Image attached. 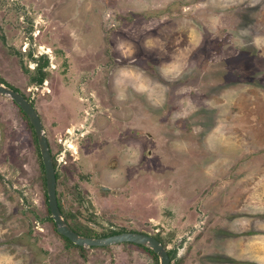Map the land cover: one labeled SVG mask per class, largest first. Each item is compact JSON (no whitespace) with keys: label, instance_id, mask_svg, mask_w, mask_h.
I'll list each match as a JSON object with an SVG mask.
<instances>
[{"label":"rangeland","instance_id":"obj_1","mask_svg":"<svg viewBox=\"0 0 264 264\" xmlns=\"http://www.w3.org/2000/svg\"><path fill=\"white\" fill-rule=\"evenodd\" d=\"M0 77L39 113L66 221L158 235L169 264H264V0H0ZM158 262L56 230L0 93V264Z\"/></svg>","mask_w":264,"mask_h":264},{"label":"water","instance_id":"obj_2","mask_svg":"<svg viewBox=\"0 0 264 264\" xmlns=\"http://www.w3.org/2000/svg\"><path fill=\"white\" fill-rule=\"evenodd\" d=\"M0 93L9 95L15 101V103L26 114L33 127L44 166L48 206L51 217L55 223L56 230L78 245L103 246L124 241L146 245L159 256L158 264H169L170 257L167 248L157 237L151 233L137 230H125L102 236H90L75 231L69 225V223L63 218L58 205L56 194L55 165L53 163L51 150L46 133L44 131L43 123L36 107L23 93L5 85L1 80Z\"/></svg>","mask_w":264,"mask_h":264},{"label":"trees","instance_id":"obj_3","mask_svg":"<svg viewBox=\"0 0 264 264\" xmlns=\"http://www.w3.org/2000/svg\"><path fill=\"white\" fill-rule=\"evenodd\" d=\"M37 65H38V66H36L37 73H35V74L31 73V74H30V79H31V81H37V82L39 81V82H41V81L43 80L44 76H43V73L40 71V69H41L40 64H37ZM0 80H1L2 82H5V80H3L1 77H0ZM5 84H7L8 86L12 87L13 89L19 91V89H18L17 87L12 86V85L9 84V83L5 82ZM31 102H32V101H31ZM20 109H21V108H20ZM21 111H22V110H21ZM22 112H23V111H22ZM23 113H24V112H23ZM24 114H25V113H24ZM25 115H26V114H25ZM30 124H31V123H30ZM31 126H32V125H31ZM34 134H35V133H34ZM42 164H43V163H42ZM57 200H58V199H57ZM58 205H59V208H60L62 214L64 215L59 200H58ZM64 217H65V219L67 220V218H66L65 215H64ZM67 222H68V221H67ZM68 223H69V225H70L75 231H77V232H79V233H81V234L90 235V236L107 235V234H113V233L120 232V231H125V229L122 228V229H110L109 231H106V232L97 233V232H95V231H94L90 226H88V225H84V224L81 225V224H80V225H78V226H75V225L71 224L70 222H68ZM61 235H62V234H61ZM153 235H154V234H153ZM62 236H63L68 242L75 244L74 242H72V241H71L69 238H67L66 236H64V235H62ZM154 236L157 237L160 241H162L161 238H160L158 235H154ZM136 244H137V243H136ZM75 245H78V244H75ZM138 245H140V246H142V247L148 249L150 252L154 253V255L157 257L156 253H155L151 248H149L148 246H146V245H142V244H138ZM167 251H168V253H169V250H167ZM253 264H254V263H253Z\"/></svg>","mask_w":264,"mask_h":264},{"label":"clouds","instance_id":"obj_4","mask_svg":"<svg viewBox=\"0 0 264 264\" xmlns=\"http://www.w3.org/2000/svg\"><path fill=\"white\" fill-rule=\"evenodd\" d=\"M255 42H256L257 45H259L260 42H261L260 38H257ZM175 69H176V65L173 64V65L169 66V70L170 71H174ZM125 75H128V73H125ZM141 87H143V85H141Z\"/></svg>","mask_w":264,"mask_h":264},{"label":"flooded vegetation","instance_id":"obj_5","mask_svg":"<svg viewBox=\"0 0 264 264\" xmlns=\"http://www.w3.org/2000/svg\"><path fill=\"white\" fill-rule=\"evenodd\" d=\"M70 144H71V143H70ZM70 144H69V145H70Z\"/></svg>","mask_w":264,"mask_h":264},{"label":"bare ground","instance_id":"obj_6","mask_svg":"<svg viewBox=\"0 0 264 264\" xmlns=\"http://www.w3.org/2000/svg\"><path fill=\"white\" fill-rule=\"evenodd\" d=\"M72 146V145H71Z\"/></svg>","mask_w":264,"mask_h":264}]
</instances>
